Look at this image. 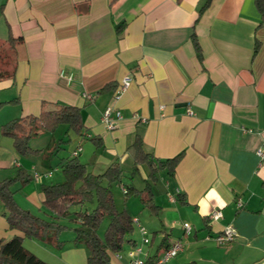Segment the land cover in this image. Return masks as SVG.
Returning <instances> with one entry per match:
<instances>
[{
    "label": "crops",
    "instance_id": "0c3cea01",
    "mask_svg": "<svg viewBox=\"0 0 264 264\" xmlns=\"http://www.w3.org/2000/svg\"><path fill=\"white\" fill-rule=\"evenodd\" d=\"M206 1L0 0V40L10 35L22 39L16 49L15 80L0 82V100L18 104L3 108L9 109L8 121L0 127L39 115L43 102L81 109L85 130L76 135L62 126L70 146L69 155L60 160L81 147L78 159L95 176L115 163L124 172L134 166L128 145L141 129L145 149L156 159L183 155L173 178L163 173L158 177L163 189L156 204L165 221L161 230L153 231L161 234L160 245L154 251L153 236L146 251L155 256L166 238L169 245L182 241L185 246L168 264H264V161L257 155L264 150V24L254 0H212L200 14ZM123 23L119 35L117 27ZM126 78L132 84L116 102L115 93ZM109 106L124 116L115 131L102 122ZM1 137L0 179L14 176L19 168L38 173L39 180L33 177L29 185L14 186L15 200L33 216L50 220L41 188L63 181V175L56 177L57 183L44 176L62 171L61 161L54 167L47 154L40 168L35 167L34 157L22 161L13 140ZM53 142L47 148L55 138ZM120 187L123 192L124 185ZM124 200V207H117L147 227L140 215L150 211L141 203L131 208L126 196ZM3 209L0 202V240L21 237L24 247L48 264L88 263L87 250L75 245L72 232L60 236L62 248L55 241L29 239L10 229ZM215 211L223 217L214 222L210 215ZM60 223L69 229L76 226L72 217ZM184 223L192 226L191 233L186 234ZM228 226L235 227L238 238L227 247L218 246L215 238ZM128 240L141 244L138 229ZM134 244L126 243L124 252ZM123 257L112 254L111 264H129Z\"/></svg>",
    "mask_w": 264,
    "mask_h": 264
},
{
    "label": "trees",
    "instance_id": "16d2710c",
    "mask_svg": "<svg viewBox=\"0 0 264 264\" xmlns=\"http://www.w3.org/2000/svg\"><path fill=\"white\" fill-rule=\"evenodd\" d=\"M211 1H206L200 14L210 6ZM254 1L261 15L262 26L264 24V0ZM124 27V23L117 27L119 35ZM21 42L22 39H16L12 35L7 40H0V82L15 80L18 67L16 49ZM192 42L198 59L202 61V49L195 33L192 35ZM259 50L260 45L257 44L255 56ZM111 87L112 85L107 86L104 91ZM16 104L18 100L10 102L0 100V110L8 105ZM61 126H65L68 131L76 135H82L85 125L81 109L43 102L39 115L14 119L3 125L0 132L13 140L14 149L20 157L31 158L41 157L45 155V151L33 150L30 147V141L37 136L54 135ZM66 142L61 139L55 143L52 151L47 153L48 163L52 155L58 153ZM128 151L132 154L134 161L132 174L139 172L143 165L149 167V180L143 190H138L132 183L124 182L125 172L118 163L110 166L103 175L95 176L86 164L79 161L78 157L71 156L60 162L65 180L54 185H43L41 188L45 196L44 206L52 215L50 220L33 216L16 202L14 186L16 184L26 186L34 181V176L23 168L17 169L13 177L0 179V202L4 206L1 214L6 218L10 229L24 233L29 239L55 241L58 248H62L64 243L59 240L60 236L70 231L74 235L75 245L83 246L87 250V264H111L112 254L122 253L126 243L134 244L128 238L135 232L131 215L128 211L117 207L112 187L124 185L127 190L124 194L126 197L136 196L152 215H159L161 208L155 202L152 184L157 182L161 173L165 174L168 179L173 178L183 158L181 154L167 160L156 159L152 153L146 151L141 129L131 139ZM91 205L94 207L90 208ZM69 217H72V221L76 224L74 228L69 229L60 223L62 218ZM105 220H108L109 224L105 230L104 239H102L99 236V230ZM171 245L164 238L152 260L157 259L159 252L167 250ZM132 247H135V244ZM0 264L48 263L28 251L24 247L23 238L14 237L9 240H0Z\"/></svg>",
    "mask_w": 264,
    "mask_h": 264
},
{
    "label": "built area",
    "instance_id": "2783aa9c",
    "mask_svg": "<svg viewBox=\"0 0 264 264\" xmlns=\"http://www.w3.org/2000/svg\"><path fill=\"white\" fill-rule=\"evenodd\" d=\"M73 76L69 77V80L72 81ZM132 84L131 78L124 79L120 86L118 87L114 100L118 102L123 94L129 89V87ZM85 98L87 100H92V97L90 95H85ZM189 115H193V112L191 110H188ZM123 114L122 111L115 107V106H109L106 108V110L103 113L102 122L106 126V128L109 131H115L118 128L119 122L123 120ZM245 132L252 133L253 131L247 130ZM264 133V131H263ZM82 148L79 147L73 154V157H78L79 154L82 152ZM257 155L261 159V161H264V150H259ZM51 172H47L44 176L50 177ZM36 180H39L41 176L38 173H35L34 175ZM123 193L126 194L127 190L126 188H123ZM171 202L175 201V197L172 195H168ZM239 206L242 207L241 203H239ZM223 215L221 211H215L210 215V219L212 221H219L222 219ZM133 224L136 229H138L139 233L142 236V242L139 245H136L135 247H132L127 252V257L129 260V264H168L173 259L177 258L183 251H184V243L182 241H177L173 243L167 250L163 251L157 259L152 260L154 256H152L148 251H146L145 247H148L151 245L152 241L150 239V233L147 230L145 226L142 225L140 220L135 217L133 218ZM183 228L186 232V234H189L192 232V226L189 223H184ZM238 238V232L233 226H228L222 234H219L215 241L218 244V246L221 247H227L234 243ZM116 258L119 260H122L124 257L121 253L115 254Z\"/></svg>",
    "mask_w": 264,
    "mask_h": 264
},
{
    "label": "rangeland",
    "instance_id": "374dc122",
    "mask_svg": "<svg viewBox=\"0 0 264 264\" xmlns=\"http://www.w3.org/2000/svg\"><path fill=\"white\" fill-rule=\"evenodd\" d=\"M3 109L0 110V122L3 123V121H8L7 120V117H5V114L6 112H8L9 109H6L7 111H3ZM7 123V122H6ZM9 123V122H8ZM1 128V127H0ZM67 130V128H66ZM68 131V130H67ZM69 132V131H68ZM1 133V132H0ZM73 133V132H72ZM74 134V133H73ZM1 137L2 139L4 140H8V142H11L10 140H12L10 137H7V136H4L2 135L1 133ZM65 137V129L64 127H59V129L56 131V133L54 135H42V136H37V137H34L31 141H30V146H37V145H44L45 146V149H44V154L46 155L49 151H52L53 147L55 146V144H53V147L51 148H47L48 145L54 143V138L56 139V142L58 143L61 139H64L65 141H67L64 145L66 148H63V149H59L58 153L52 155L51 158L54 159V167H56V165L61 161L60 159L62 158V156H67L69 155V146H70V143H69V140L67 138H64ZM7 144H4V147H6ZM14 148V146H13ZM14 150V149H13ZM16 152V151H15ZM17 154V153H16ZM45 155L41 156V157H34V159H32L36 164H35V167H38L40 168L39 166V161H42V159L45 157ZM59 155V157L57 158L56 156ZM17 156L22 160V161H27L29 160L28 158H22L20 157L18 154ZM130 170L128 172H125L124 174V177H123V180L125 183H132V185H134V187H139V188H142V187H145L147 185V181L149 180V175H150V170H149V167L147 165H143L140 167V170L139 172L135 173V174H132V170H133V166H130L129 168ZM60 172V173H59ZM40 173V172H39ZM16 174V173H15ZM51 176L50 177H53L52 180L50 181H53V182H49V183H57L55 181L56 177L59 176V175H63L62 171H60L59 169H56V170H53L51 171ZM15 176V175H14ZM64 176V175H63ZM13 177V176H11ZM133 177V179L131 180V178ZM51 179V178H50ZM159 179V178H158ZM65 180V177L63 178V181ZM55 181V182H54ZM62 181V182H63ZM60 182V183H62ZM152 188L154 190V193H155V202H157L158 200V196L161 195V192H162V189H163V185L162 183L160 182V180H157V182L155 184H152ZM112 191H113V194H114V199L117 203V205L122 208L124 207V199H125V195L123 194L122 190H121V187L119 185H115L112 187ZM128 198V201H127V204L129 205V207L133 208V207H138L140 206V201L139 199L136 197V196H129L127 197ZM167 200V199H166ZM136 204V205H134ZM90 208H93L94 205H91L89 206ZM141 211V210H140ZM166 212V211H164ZM141 213V212H140ZM167 213V212H166ZM160 214V213H159ZM174 214V213H173ZM140 215V214H139ZM151 213H148V212H142L141 215H140V219L141 221L148 227H146L147 229H149L151 231L150 233V239L152 240L153 236H155L154 238V251L156 250V248L160 245L161 243V239H160V236L161 234L157 233L156 235H153V231H159L161 230L162 228H159L161 226V223L162 221L164 222L165 221V216H164V213H162L161 215H152ZM175 215V214H174ZM185 215V214H183ZM160 216V217H158ZM189 220H191L190 217H188ZM177 221H181L180 220V217L178 218H175ZM109 224V221L108 220H105L103 222V225L101 227V229L99 230V236L104 239V235H105V230L107 228ZM148 230V231H149ZM149 231V232H150ZM123 255L126 257L127 256V252L123 251L122 252Z\"/></svg>",
    "mask_w": 264,
    "mask_h": 264
},
{
    "label": "clouds",
    "instance_id": "9594fccd",
    "mask_svg": "<svg viewBox=\"0 0 264 264\" xmlns=\"http://www.w3.org/2000/svg\"><path fill=\"white\" fill-rule=\"evenodd\" d=\"M209 195H210V197H211L212 195H214V191H213V193H210Z\"/></svg>",
    "mask_w": 264,
    "mask_h": 264
}]
</instances>
